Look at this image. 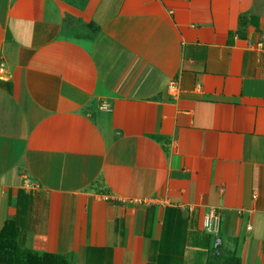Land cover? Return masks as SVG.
<instances>
[{"label":"crops","instance_id":"crops-1","mask_svg":"<svg viewBox=\"0 0 264 264\" xmlns=\"http://www.w3.org/2000/svg\"><path fill=\"white\" fill-rule=\"evenodd\" d=\"M9 221L75 264H264V0H0Z\"/></svg>","mask_w":264,"mask_h":264},{"label":"trees","instance_id":"trees-1","mask_svg":"<svg viewBox=\"0 0 264 264\" xmlns=\"http://www.w3.org/2000/svg\"><path fill=\"white\" fill-rule=\"evenodd\" d=\"M0 264H75L62 254L37 252L25 246L22 229L15 221L7 222L0 231ZM208 264H215L209 262ZM223 264H240L236 255L226 257Z\"/></svg>","mask_w":264,"mask_h":264},{"label":"built area","instance_id":"built-area-1","mask_svg":"<svg viewBox=\"0 0 264 264\" xmlns=\"http://www.w3.org/2000/svg\"><path fill=\"white\" fill-rule=\"evenodd\" d=\"M102 109L106 110L108 109V105L104 104L101 107ZM25 184L27 186H30V183L25 181ZM34 188H37L38 185L33 186ZM204 229L207 233L216 235L220 231V216L219 214L214 210H212L204 220Z\"/></svg>","mask_w":264,"mask_h":264}]
</instances>
